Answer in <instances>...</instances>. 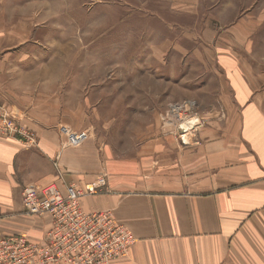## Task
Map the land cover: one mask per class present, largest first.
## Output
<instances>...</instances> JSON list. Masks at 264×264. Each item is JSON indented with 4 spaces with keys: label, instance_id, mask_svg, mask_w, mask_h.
Returning <instances> with one entry per match:
<instances>
[{
    "label": "crops",
    "instance_id": "0c3cea01",
    "mask_svg": "<svg viewBox=\"0 0 264 264\" xmlns=\"http://www.w3.org/2000/svg\"><path fill=\"white\" fill-rule=\"evenodd\" d=\"M197 8L178 0L160 16L195 19ZM22 24L21 14L0 22V96L39 145L0 135V236L37 242L51 227L49 215L25 213V185L56 182L65 191L105 176L103 192L82 196L81 207L112 209L136 238L130 255L110 264H264V88L241 59L216 52L218 96L198 98L209 123L183 144L150 128L103 127L102 72H66L56 87L53 66L23 50Z\"/></svg>",
    "mask_w": 264,
    "mask_h": 264
},
{
    "label": "rangeland",
    "instance_id": "374dc122",
    "mask_svg": "<svg viewBox=\"0 0 264 264\" xmlns=\"http://www.w3.org/2000/svg\"><path fill=\"white\" fill-rule=\"evenodd\" d=\"M177 1L0 0V22L21 14L22 48L32 50L40 65L48 61L53 66L56 87L68 81L66 72H102L103 127L150 128L179 141L162 115L172 105L193 101L191 114L201 122L188 136L195 142L209 123L198 98H216L221 88L219 48L241 59L248 77L264 88V0H182L183 6L198 4L195 19L162 18L161 11L172 13ZM220 3L229 7L217 8ZM224 25L226 30L217 33ZM29 55L24 52V64ZM110 97L124 98V103L111 104Z\"/></svg>",
    "mask_w": 264,
    "mask_h": 264
},
{
    "label": "built area",
    "instance_id": "2783aa9c",
    "mask_svg": "<svg viewBox=\"0 0 264 264\" xmlns=\"http://www.w3.org/2000/svg\"><path fill=\"white\" fill-rule=\"evenodd\" d=\"M195 102L172 105L162 115L164 125L174 127L183 144L201 122L192 115ZM195 116V117H194ZM195 120L188 131L184 122ZM173 132V131H171ZM0 135L18 141L25 148L38 147V135L0 96ZM105 176L97 183L79 186L70 183L65 191L56 182L45 185L27 184L23 189V205L29 216L51 217V227L37 242L24 235L0 236V264H110L130 255L136 238L120 222L112 209L85 211L80 199L103 192Z\"/></svg>",
    "mask_w": 264,
    "mask_h": 264
},
{
    "label": "bare ground",
    "instance_id": "6f19581e",
    "mask_svg": "<svg viewBox=\"0 0 264 264\" xmlns=\"http://www.w3.org/2000/svg\"><path fill=\"white\" fill-rule=\"evenodd\" d=\"M193 123H195V120L193 119V120H191L190 122H187V123H185L183 126H182V129L184 130V131H188V130H190L191 128H192V124Z\"/></svg>",
    "mask_w": 264,
    "mask_h": 264
}]
</instances>
